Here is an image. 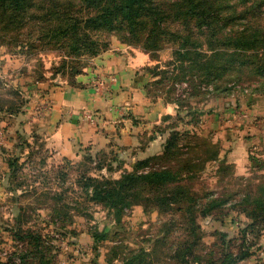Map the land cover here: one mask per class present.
Masks as SVG:
<instances>
[{
    "label": "rangeland",
    "instance_id": "obj_1",
    "mask_svg": "<svg viewBox=\"0 0 264 264\" xmlns=\"http://www.w3.org/2000/svg\"><path fill=\"white\" fill-rule=\"evenodd\" d=\"M174 1L162 0L158 7L167 11ZM232 3L240 17L252 5ZM254 11L227 28L251 26L260 17L264 26V10ZM157 26L170 33L178 28L166 17L148 28ZM104 38L109 47L99 55L114 44L125 55L152 62L139 70L151 78L149 97L173 114L154 129L168 132L164 143L177 138L137 172H170L183 197L166 210L134 201L119 218L88 201L83 177L117 180L128 170L122 161L100 154L58 163L31 131L50 112L46 95L55 84L89 85L94 58L0 45V119L8 121L12 113L24 121L18 122L22 135L9 157L16 166L0 171V264H264V214L252 228L243 213L247 201L264 202V78L250 64L238 65L223 90L192 88L199 82L181 78L171 37L153 52L154 60L123 31Z\"/></svg>",
    "mask_w": 264,
    "mask_h": 264
},
{
    "label": "trees",
    "instance_id": "obj_2",
    "mask_svg": "<svg viewBox=\"0 0 264 264\" xmlns=\"http://www.w3.org/2000/svg\"><path fill=\"white\" fill-rule=\"evenodd\" d=\"M160 1L0 0V45L32 51L45 47L67 57L95 58L109 47L104 36L120 30L154 60L153 52L161 50V43L169 36L177 45L173 54L182 65L181 78L189 75L199 82L192 88L210 85L215 92L223 90L230 73L248 64L264 78V26L258 22L261 17L251 26L227 28L236 19L243 21L245 13L264 10V0H244L252 5L243 10L242 17L235 16L232 0H175L167 11L158 7ZM164 17L172 19L178 28L172 33L159 26L148 28ZM70 85L82 88L75 82ZM147 85L144 89L149 97ZM196 95L200 92L196 91ZM175 135L164 143L162 153L174 147ZM150 159L138 161L117 180L85 175L82 189L86 199L114 211L118 218L123 209L139 200L158 210L169 209L181 200L184 188L177 176L168 171L138 173ZM7 164L8 170L16 166L10 159ZM245 204L243 213L251 219L252 228L262 223L264 202Z\"/></svg>",
    "mask_w": 264,
    "mask_h": 264
},
{
    "label": "crops",
    "instance_id": "obj_3",
    "mask_svg": "<svg viewBox=\"0 0 264 264\" xmlns=\"http://www.w3.org/2000/svg\"><path fill=\"white\" fill-rule=\"evenodd\" d=\"M124 51L113 44L95 57L88 86L77 89L59 83L49 90L46 97L52 108L31 133L40 137L50 159L76 162L84 156L95 159L108 154L122 161L129 172L138 161L163 151L168 132L154 127L173 115L172 108L146 94L144 87L151 78L139 70L152 62ZM7 116L8 121L0 119V171L8 170L11 150L17 149L16 139L22 135L18 122H24L16 121L18 115Z\"/></svg>",
    "mask_w": 264,
    "mask_h": 264
}]
</instances>
